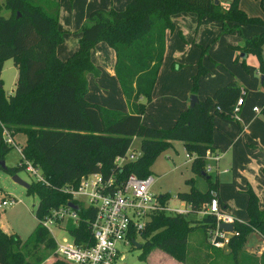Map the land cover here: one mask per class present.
Returning <instances> with one entry per match:
<instances>
[{
  "label": "trees",
  "instance_id": "trees-1",
  "mask_svg": "<svg viewBox=\"0 0 264 264\" xmlns=\"http://www.w3.org/2000/svg\"><path fill=\"white\" fill-rule=\"evenodd\" d=\"M229 0L221 7L219 0H128L123 8L96 7L86 15L78 28L77 46L65 58L55 54V47L62 41V30L57 28V0H2L0 9V71L5 59L11 58L16 68L12 92L5 94L0 78V159L11 145L2 138V126L10 135L22 133L23 156L38 167L46 183L31 181L27 193L37 196L35 219L50 208L64 204L69 194L60 190L63 185L75 186L81 175L99 171L113 173L120 178L128 173L143 176L150 173L155 157L177 139L186 153L191 171L204 176L206 189L194 187L192 178L186 190L176 194L191 204L192 209L209 202L215 196L219 200L217 178L213 179L204 169L205 152L215 151L212 144L214 115L232 117L235 99L240 86L233 78L216 86L210 93L198 98L191 106L180 109L173 122L166 127L143 124L140 120L162 60L165 31L173 29L170 15L177 12H193L197 17L206 15L221 22V32L239 30V25H256L259 31L243 37L234 47L241 53L257 57L258 69L264 68L260 52L264 45V20L247 15ZM229 22L231 25H227ZM98 41L113 50V74L128 106V111L102 106L84 98L87 89L86 74L96 76L99 69L90 59V51ZM204 47L195 72L191 75L189 92L194 94L197 78L206 68L201 62ZM243 67L244 61L241 58ZM258 70V71H259ZM245 94V93H244ZM244 98V96H243ZM264 115V104L260 110ZM133 137H138L139 155L121 165L113 163L116 154H122ZM20 165L5 167L14 174ZM244 193L245 221L234 220L232 235L225 249L210 247L206 231L214 225L211 215L187 218L186 215L156 213L151 216L140 233L141 247L138 258L158 249L182 264H264V247L258 258L247 255L243 244L249 232H256L264 241V203L247 185ZM168 197L161 194V200ZM85 218L82 209L77 211ZM85 215L90 218L91 211ZM68 230L75 243L79 235ZM84 226V228H83ZM81 226L85 231V224ZM199 231L192 250L187 251L188 236ZM87 231V230H86ZM87 233V232H86ZM41 246V251H38ZM54 248L48 232L38 223L21 241L14 233L0 228V264H40L44 250ZM53 256V255H52ZM229 262V263H228ZM52 264H67L55 258Z\"/></svg>",
  "mask_w": 264,
  "mask_h": 264
},
{
  "label": "rangeland",
  "instance_id": "rangeland-1",
  "mask_svg": "<svg viewBox=\"0 0 264 264\" xmlns=\"http://www.w3.org/2000/svg\"><path fill=\"white\" fill-rule=\"evenodd\" d=\"M228 1L219 0L220 6L222 8L225 7ZM44 3L41 0L42 5H47ZM237 5L247 15L257 16L264 20V0H238ZM85 6L87 7L86 0H57V22L62 17V14L66 15L67 18L73 16L79 20L77 27H66V30L63 31L62 35L66 36V39L61 41L63 46L68 43V36H71L80 27L81 23L85 21L86 16H83ZM91 9L93 8L89 10ZM0 13L6 15L7 11L1 8ZM202 16L214 20L206 15ZM215 21L219 20L215 19ZM215 21L214 24H217L218 22ZM219 23L221 28V22L219 21ZM226 24L231 25L229 22H226ZM242 25H239L238 31L230 30L228 32H221L219 28L218 32L209 38L201 36L206 40H201L199 43L194 42L193 46L197 48L196 55L194 54L192 58L185 60L181 64H177L176 60L175 63L174 61L171 63L168 53L165 54L164 58L162 56L154 91L151 92L150 98L145 103L141 113L142 123L146 125L166 127L173 122L179 111L173 112L174 107L180 104L178 101L182 96V92L188 91V95L191 94L189 92L191 75L195 72L196 62L200 56V46L204 47L201 62L206 68V71L197 78L194 95L199 94L201 96L210 81H214L216 87L230 78H233L241 88H245L244 103L238 107L237 115L242 123H248L247 129L239 133L240 126L237 124L236 118L233 116L222 117L214 115L212 144L224 150L222 153L220 152L221 150L217 151L218 154L221 153L218 162L209 159H205L204 161V167L207 165L210 166V170L207 172L210 177L212 179L215 175L217 177L218 194L228 204L225 212L231 214L237 221L246 220L244 212V190L247 185L256 193L258 200L262 198V201H264V153L261 146L253 141L255 137H264V115L261 111L258 114H254L251 111L252 105L261 108L264 100V68L262 70L258 69L257 57L252 53H247L243 56L245 67L241 64V52L234 45L241 43L243 37H249L253 34V31L258 30L255 26ZM208 30L206 28L202 31H197L199 34L205 35L208 33ZM178 37L182 39L181 32L179 31ZM106 51L113 52L110 47L104 45L103 56ZM172 54L174 55V51ZM260 55L264 64V45L261 48ZM101 63L102 67L99 68L100 73L102 76H105L109 84L103 90H106L108 96H110L105 100V97H101L99 93H96L93 85H88L90 80H86L88 81L87 85L89 87L86 89L84 98L86 100L90 99L88 101L96 102L102 106H104L102 103L105 105L111 104L116 107L114 109L128 111V106L117 85L115 76L113 78L108 75L107 71L109 70L107 69L106 61ZM257 70L259 71L256 72ZM15 74L16 68L11 58L5 59L0 71L1 86L5 94L12 92ZM261 76L263 78L260 81ZM92 78L94 79L95 77ZM162 80L165 82L164 85H162ZM159 82H161L160 86L158 85ZM112 84H115L117 87L110 89ZM103 90L99 91L103 93ZM188 99L189 96L186 97V101ZM108 100L110 102H107ZM168 105L174 106L173 109L172 107H168ZM166 106L167 109H165ZM118 107L121 108L119 109ZM251 117L252 119H250ZM22 136V133L12 135L13 140L20 146L22 144ZM138 140V137H133L129 145V149L134 150L136 155L140 153ZM19 157L15 147L10 146L3 156L5 167L16 166L19 162ZM149 169L154 177L151 191L156 194L167 192L170 196L169 205L175 207L180 206L172 195L178 191L186 190L189 187L186 183L188 178H192L194 187L202 191L206 189V179L201 174L191 171L189 161L185 157V150L182 147L181 141L177 139H174L170 147L162 150L155 157ZM14 174L19 179L28 182V184L36 180V175L27 171L24 167L17 169ZM12 175V173L0 167V201L7 200V198L11 197L14 200L11 205L0 206V228L5 232L14 233L23 241L37 224V220L34 217V210L38 200L35 194L27 193L23 185L14 181ZM187 218L192 219L193 216L189 215ZM51 235L56 241H60L61 236H66L62 230L55 228H51ZM200 235L201 233L195 230L188 236L186 248L188 252L192 250L194 240L196 241V237H200ZM137 243H141V241L137 239ZM263 244L264 241L260 236L256 232L251 231L246 236L243 245L245 249L253 251L255 248L259 249L263 247ZM118 247L123 255V259L121 260L122 264H182L158 249L150 250L146 254L145 260H141L138 258L140 248L123 246L122 244H119ZM38 251L42 252L41 246H38ZM43 255L45 258L40 264H52L55 261V257L52 256V251L44 250ZM256 264H260L259 259H257Z\"/></svg>",
  "mask_w": 264,
  "mask_h": 264
},
{
  "label": "built area",
  "instance_id": "built-area-1",
  "mask_svg": "<svg viewBox=\"0 0 264 264\" xmlns=\"http://www.w3.org/2000/svg\"><path fill=\"white\" fill-rule=\"evenodd\" d=\"M244 89L240 88L239 95L235 99L231 116L237 119L238 107L243 103ZM251 110L259 112L256 105ZM3 140L14 146L19 154L18 165L36 175V180L46 183L40 169L26 159L21 146L18 145L12 135L2 126ZM134 150L128 148L122 154L114 155L112 161L121 165L127 160L135 158ZM186 160L192 155L185 152ZM219 154L213 151L205 152V159L217 161ZM205 171L210 166L204 167ZM154 177L151 173L138 176L135 173H128L120 178L113 173L103 174L99 171L88 172L79 177L75 186L63 185L60 190L69 194L64 204L50 208L43 216L37 218L40 227L47 230L54 248L53 257L64 261L67 264H122L123 255L118 245L133 247V243L140 241V233L144 230L151 216L156 213L170 215H191L201 218L211 215L214 218V225L206 231L207 244L216 249H225L229 235L232 231L218 229L220 223L233 224L234 217L225 212L215 196L209 202L201 203L197 208L192 209L191 204L184 202L173 194L172 197L180 206L169 205L170 196L161 200V194L151 191ZM13 198L0 201V206L13 204ZM68 203L76 208H71ZM82 209L83 219L79 217L78 210ZM87 210L91 211V217L85 215ZM79 235V242L75 243L73 236L68 230L67 224ZM85 224V231L81 228ZM51 228L62 230L66 236H61L56 241L51 235ZM84 228V226H83ZM87 230V231H86ZM87 232V233H86Z\"/></svg>",
  "mask_w": 264,
  "mask_h": 264
},
{
  "label": "crops",
  "instance_id": "crops-1",
  "mask_svg": "<svg viewBox=\"0 0 264 264\" xmlns=\"http://www.w3.org/2000/svg\"><path fill=\"white\" fill-rule=\"evenodd\" d=\"M86 1H87V7L85 6V8H84L85 13L83 16H86L87 13L89 12V9L94 8V7L95 8L96 7H102V8L112 7L114 9H121V8H123V6L125 5V3L128 0H86ZM89 5H90V7H89ZM170 19L174 25V29H173L174 31L173 30L172 31H169V30L165 31L164 51H163L162 56L164 58L165 54L168 53L171 63H173V61L175 63V60H176L177 64H181L185 60L192 58L194 56V54L196 55V53H197V48L193 46L194 42L199 43V42H201V40H203V41L206 40V39H203L201 36H204V38H209L210 36H212L213 34L218 32V30L220 28L219 21H215V19L214 20L208 19L205 16L197 17L195 13L188 12V11L174 13V14L170 15ZM214 21L218 22L219 24L218 23L214 24ZM78 24H79L78 18H74L73 16L67 18L66 15L62 14V17H60V19L57 22V28L64 31V30H66V27L75 28L78 26ZM243 25H247V24H243ZM249 26H255L259 30V27L256 25H249ZM206 28L209 29L207 34L201 35L198 33L199 30L202 31L203 29H206ZM258 30L253 31V34L258 32ZM178 31L181 32L182 39H180L178 37ZM62 34H63V32H62ZM79 35H80V32L77 29L71 36H68V43L66 45L63 46L61 44V42L58 43L55 47L56 56L59 54L57 57L63 59L72 50H74L77 46V41H78ZM64 39H66V36L62 35V41ZM104 45H106V44L103 41H98L97 43H95V45L93 46V48L90 51V59L98 69L100 67H102L101 62L106 61L107 69L109 70V71H107V73L110 77L114 78V74H113L114 54H113V52L110 53V52L106 51V53L103 56ZM173 51H174V55L172 54ZM256 72H258V70ZM92 77H95V78L93 79ZM15 78H16V74H15ZM156 78H155L151 92L154 91V87H155L156 82H157ZM262 78H263V76L260 77V81L262 80ZM86 80H88V81L90 80L89 83L87 81L88 85H90V86L93 85V87H95L94 90L96 91V93H99V95L101 97H105V100H107L109 98L110 95L108 96L106 90H103V89H106V86H109V84H108L105 76H102V74L100 73V70H99V74L97 76H94L91 73H87L86 74ZM161 82H163L162 85H164V83H165L164 80H162ZM161 82H159V84H158L159 86H160ZM88 85H87V87H89ZM114 85L112 84L110 89H112L113 87H117L116 85L115 86ZM215 85L216 84L214 83V81H210L208 83V85H206V88L203 90L204 93H202L201 96L203 97L204 95L208 94L207 92L210 93L213 90V88H215ZM243 89H245V88H243ZM99 90L100 91L103 90V93H101ZM245 94H246V92H245ZM245 94H244V96H245ZM188 96H189L188 91L182 92V96H181L180 100L178 101V103H180V104H177L176 107L169 106V105H168V107H172V109L174 107L175 109L173 112H177L178 110L182 109L184 106L186 107L188 105V100L186 101V97H188ZM201 96H199V94L196 95V97H199V98ZM88 100H90V99H88ZM110 100H112V99H110ZM110 100H108L107 102H110ZM243 103H244V98H243ZM102 104L104 106H107L108 108H116L111 104H109V105H105L104 103H102ZM263 104H264V100L262 102V105ZM122 105H123V101H122ZM118 108L120 109L121 107H118ZM165 109H167V106L165 107ZM251 111L254 114H258V112H255L253 110H251ZM250 119H252V117ZM140 120H141V116H140ZM236 121H237V124L240 126L239 127V133L243 132L247 129L248 123H242L240 121L238 115H237ZM141 122H142V120H141ZM236 136H238V135H236ZM22 137H23L22 138V144H23L25 137H24V135ZM253 141L256 144L261 146V148L263 149V153H264V137H262V138H261V136L259 138L255 137L253 139ZM214 147H215L214 152L221 150L220 152L222 153V151L224 150V149H219L216 146H214ZM221 153L219 154V158H218L217 162L220 160ZM216 169H217V165H216ZM256 170H257V168H256ZM217 194H218V191H217ZM244 195H245V198H244V208H245L246 194H244ZM218 197H219L220 201H222L223 203L226 204V209H227L228 204L222 200V198L219 196V194H218ZM263 203H264V201H262V198H261V200H259V205L261 206V204H263ZM263 247H264V244H263ZM263 247H261L259 249L255 248L253 251H249V250L245 249L244 245H243L242 249H243L245 254L254 255L255 257H257V256H259Z\"/></svg>",
  "mask_w": 264,
  "mask_h": 264
},
{
  "label": "water",
  "instance_id": "water-1",
  "mask_svg": "<svg viewBox=\"0 0 264 264\" xmlns=\"http://www.w3.org/2000/svg\"><path fill=\"white\" fill-rule=\"evenodd\" d=\"M214 3L217 2V0H213ZM242 57L244 56V53H241L240 54ZM197 99L196 95L194 94H190L189 95V99H188V106H191L194 101ZM0 167L2 168H5V165H4V162H3V159H0ZM12 179L16 182H18L19 184L23 185L25 188L29 185L28 182H25L21 179H19L15 174L12 175ZM68 205L71 207V208H76L74 205L68 203ZM218 229L222 230V231H227V232H230L232 231V224H229V223H220L218 225ZM133 246L135 248H140L141 247V243H133Z\"/></svg>",
  "mask_w": 264,
  "mask_h": 264
}]
</instances>
